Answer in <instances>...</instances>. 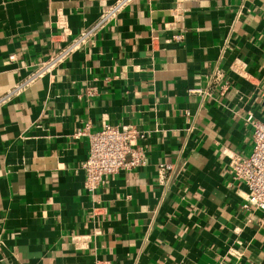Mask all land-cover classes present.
Segmentation results:
<instances>
[{
  "label": "crops",
  "instance_id": "obj_1",
  "mask_svg": "<svg viewBox=\"0 0 264 264\" xmlns=\"http://www.w3.org/2000/svg\"><path fill=\"white\" fill-rule=\"evenodd\" d=\"M114 1L0 0V96ZM249 112L264 121V0H130L0 102V264H264V211L228 166ZM104 123L140 130L146 162L90 191L75 131Z\"/></svg>",
  "mask_w": 264,
  "mask_h": 264
},
{
  "label": "built area",
  "instance_id": "obj_2",
  "mask_svg": "<svg viewBox=\"0 0 264 264\" xmlns=\"http://www.w3.org/2000/svg\"><path fill=\"white\" fill-rule=\"evenodd\" d=\"M130 0H115L107 7L89 28L81 30L68 41L54 56L30 73L28 79L41 74L57 63L63 61L73 53L96 30L111 20L122 10ZM178 36V35H177ZM13 58L14 55L9 56ZM233 69L235 65L231 66ZM220 71L216 69L215 76ZM15 85L12 89L0 96V102L11 93L18 90L28 81ZM246 120L252 126V151L242 156L232 153L228 162L232 178L245 184L244 207L253 206L264 211V121L257 119L252 112L246 115ZM88 124L75 131L76 135L87 133L89 137V152L82 161L84 171V186L92 191L103 180L105 175L117 172L120 169L138 167L146 162L144 149L139 139L144 134L134 126L119 128L110 123H104L99 129L87 132ZM171 164H161L160 168H170Z\"/></svg>",
  "mask_w": 264,
  "mask_h": 264
}]
</instances>
